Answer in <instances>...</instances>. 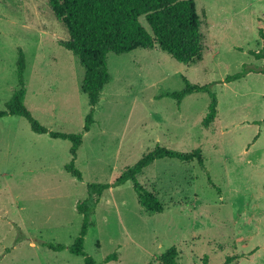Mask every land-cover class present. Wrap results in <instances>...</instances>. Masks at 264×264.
Wrapping results in <instances>:
<instances>
[{
  "label": "rangeland",
  "instance_id": "obj_1",
  "mask_svg": "<svg viewBox=\"0 0 264 264\" xmlns=\"http://www.w3.org/2000/svg\"><path fill=\"white\" fill-rule=\"evenodd\" d=\"M51 0H0V110L18 87V52L27 69L25 105L50 131L80 134L89 112L81 85L85 69L59 45L69 39ZM201 18L204 60L181 64L158 47L108 55L111 82L84 134L76 167L66 172L71 143L32 132L16 116L0 120V264H85L68 250L83 216L77 206L89 184L112 183L157 146L180 152L202 149L213 184L198 162L161 160L138 181L164 204L147 213L131 182L106 191L91 218L85 252L98 263L161 264L172 247L179 264H264V75L224 83L245 65L262 67L259 51L264 0H194ZM142 25L151 32L144 17ZM212 84L218 117L203 120L210 97L199 93L177 103L163 93ZM259 135L258 139L255 137Z\"/></svg>",
  "mask_w": 264,
  "mask_h": 264
},
{
  "label": "trees",
  "instance_id": "obj_2",
  "mask_svg": "<svg viewBox=\"0 0 264 264\" xmlns=\"http://www.w3.org/2000/svg\"><path fill=\"white\" fill-rule=\"evenodd\" d=\"M50 6L69 35V39L60 41L59 45L77 57L85 69L81 91L88 97L89 112L85 118L83 131L80 134L50 131L31 114L24 102L27 94L25 84L27 62L22 49L18 52V87L5 109L0 110V120L8 116L21 117L28 122L32 132L48 135L55 140L69 141L71 161L65 166V170L78 181H83V174L76 167V161L83 145L84 134L89 133L96 123L95 114L102 94L111 82L108 55L122 56L139 49L153 50L158 47L181 64L197 65L204 60L205 53L202 45L201 18L194 0H51ZM142 17L146 19L151 32L140 22ZM258 35L262 48L259 51H249V54L257 61H261L263 66L245 65L241 72L228 76L224 83L240 81L250 74L264 75V28L259 29ZM184 81L186 86L182 91L163 93L161 98H172L181 103L193 94H208L210 103L203 120V126L208 128L218 117V99L213 92L212 84H192L186 78ZM257 123L264 124V120ZM258 137L259 135L255 140ZM161 160H178L183 163L196 161L206 172L209 183L216 187L205 166L202 149L185 153L157 146L135 165L126 168L114 182L87 186L89 196L77 206L78 213L83 216L82 229L71 247L47 242H40V245L53 252L68 250L72 255L84 258L85 264L117 262L119 259L117 253L109 255L103 263L96 262L93 257L86 254L85 238L92 225L91 218L106 191L129 182L133 184L139 203L147 213H163L165 206L155 192L149 191L138 181V177L145 169ZM178 257L179 251L172 247L161 255L159 261L161 264H179Z\"/></svg>",
  "mask_w": 264,
  "mask_h": 264
}]
</instances>
